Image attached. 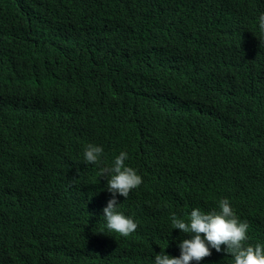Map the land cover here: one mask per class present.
<instances>
[{
    "label": "trees",
    "instance_id": "trees-1",
    "mask_svg": "<svg viewBox=\"0 0 264 264\" xmlns=\"http://www.w3.org/2000/svg\"><path fill=\"white\" fill-rule=\"evenodd\" d=\"M163 1L0 0V264H50V235L70 250L52 264H154L161 251L178 257L175 241L190 236L172 229L171 216L218 210L225 198L249 224L246 243L264 244V179L246 172L230 145L240 135L264 147L251 116L262 104L248 88L241 102L238 85L216 94L192 71L194 56L254 77L264 48L246 38L261 4L225 0L232 34L213 36L204 23L185 25ZM72 17L76 33H102L106 45L91 57L77 47L56 64L53 49L67 42ZM88 144L103 147L105 165L127 152L125 164L154 197L150 213L164 215L146 256L98 254L112 246L96 225L107 180L85 161ZM199 264L233 257L222 246Z\"/></svg>",
    "mask_w": 264,
    "mask_h": 264
},
{
    "label": "clouds",
    "instance_id": "clouds-1",
    "mask_svg": "<svg viewBox=\"0 0 264 264\" xmlns=\"http://www.w3.org/2000/svg\"><path fill=\"white\" fill-rule=\"evenodd\" d=\"M217 1L218 3L211 0H164L163 2L182 15V22L185 25L201 28L204 23L205 30L214 36L216 32H220L221 35L223 32L231 33V26L234 24V14L225 0ZM257 2L261 6L256 14L255 31L249 33L246 43H255L264 48V1L257 0ZM206 9L210 10L208 16L203 12ZM214 11H216L215 16L212 15ZM76 24L72 17L67 31L62 35L67 42L54 47L53 61L56 64L68 61L69 57L72 58L77 47L80 48V52L85 51L91 57L106 45L102 33H76ZM228 41L236 42L233 38ZM258 53L260 55L262 52L258 51ZM192 60V71L204 79L209 78L210 87L216 94L225 93L230 85L233 88L238 85L236 95L242 102L245 99L242 97L244 90L250 89L254 103L262 104V106L253 107V114L249 113L256 128L264 132V58L261 65L258 62V71L252 78H243L232 71H222L212 60L194 56ZM39 117L47 120L50 118L47 115ZM239 136L230 145L234 151L244 156V170L264 179V147L250 144L243 136ZM103 153V147L94 144H88L84 150L85 161L99 166L100 176H104L107 180L106 194L98 202L96 225L99 229L98 236L111 242L112 246L99 251L98 254L120 260L126 253L130 257L146 256L147 240L154 238L158 240L161 236L159 226L164 215L150 213L146 201L153 200L154 197H148L143 178L134 168L125 164L128 159L127 152L121 151L110 165H105L101 159ZM246 182L248 183L247 180ZM136 205L139 206L134 208ZM171 227L179 229L183 234H188L190 238L175 241V250L180 252L178 257L161 251L155 255L154 264H192L193 261L199 264L204 258L212 255V249L221 252L222 246L223 251L233 257V264H264V244L246 243L249 224L247 221L240 220L227 198L219 201L218 210L206 213L199 208L193 209L187 220L173 214ZM61 242L62 240L50 235L48 263L52 264L55 258H63L70 253L68 245L65 246ZM90 261L91 258L87 259L85 264H90Z\"/></svg>",
    "mask_w": 264,
    "mask_h": 264
}]
</instances>
